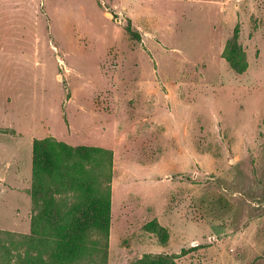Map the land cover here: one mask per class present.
<instances>
[{"label": "rangeland", "instance_id": "obj_1", "mask_svg": "<svg viewBox=\"0 0 264 264\" xmlns=\"http://www.w3.org/2000/svg\"><path fill=\"white\" fill-rule=\"evenodd\" d=\"M93 191L73 264H264V0H0V264Z\"/></svg>", "mask_w": 264, "mask_h": 264}, {"label": "trees", "instance_id": "obj_2", "mask_svg": "<svg viewBox=\"0 0 264 264\" xmlns=\"http://www.w3.org/2000/svg\"><path fill=\"white\" fill-rule=\"evenodd\" d=\"M126 30L137 37L129 25ZM109 206V197L103 192L93 191L85 197L68 227L54 240L56 262L53 260V264H73L84 256L96 257L99 238L107 236L109 232ZM6 234L12 236L13 241L14 237H18L28 244H38L37 232L32 237Z\"/></svg>", "mask_w": 264, "mask_h": 264}, {"label": "crops", "instance_id": "obj_3", "mask_svg": "<svg viewBox=\"0 0 264 264\" xmlns=\"http://www.w3.org/2000/svg\"><path fill=\"white\" fill-rule=\"evenodd\" d=\"M15 157H16V155L13 154V160H14ZM16 161H17V165H18V162H20V161H18V160H16ZM14 164H15V161H14Z\"/></svg>", "mask_w": 264, "mask_h": 264}]
</instances>
